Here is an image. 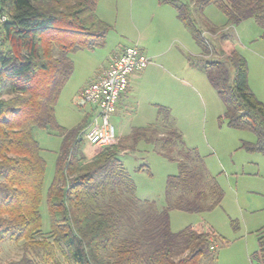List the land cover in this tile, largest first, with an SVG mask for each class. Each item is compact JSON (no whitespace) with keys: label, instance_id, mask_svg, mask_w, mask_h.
I'll use <instances>...</instances> for the list:
<instances>
[{"label":"trees","instance_id":"trees-1","mask_svg":"<svg viewBox=\"0 0 264 264\" xmlns=\"http://www.w3.org/2000/svg\"><path fill=\"white\" fill-rule=\"evenodd\" d=\"M204 53L209 43L196 24L194 11L214 3L225 14L226 27L253 18L264 38V0H162ZM98 0H0V234L21 242L27 254L7 264H55L61 255L73 264H204L214 244V230L187 227L173 232L170 209L204 212L224 196L195 149L186 148L168 107L158 105L154 123L88 156L84 130L91 115L72 128L56 119L61 91L74 71L70 54L105 43L112 26L97 14ZM224 27V28H226ZM212 34L219 28L209 27ZM218 51L223 60L204 62L209 82L225 103L230 127L255 133L249 151L264 153V103L251 91L248 64L227 35ZM35 129L61 138L53 181L47 191L50 230H42L40 212L46 161ZM140 139L161 144L179 171L166 184L167 206L136 197V186L120 158ZM179 144V157L173 152ZM93 147V146H92ZM32 253L34 257L28 256ZM254 257L264 264V237Z\"/></svg>","mask_w":264,"mask_h":264},{"label":"rangeland","instance_id":"rangeland-1","mask_svg":"<svg viewBox=\"0 0 264 264\" xmlns=\"http://www.w3.org/2000/svg\"><path fill=\"white\" fill-rule=\"evenodd\" d=\"M193 11L196 24L209 43L210 53L203 52L169 3L162 0H98L97 14L112 29L100 47L70 54L75 73L61 92L56 119L60 125L72 128L91 112L89 106L77 104L73 91L85 74L106 64L110 56L123 47L136 44L140 48L162 52L159 64L166 69L154 68L153 87L158 89V81L159 88H163V83L176 92L171 107L184 146L199 153L208 175L218 182L224 193L221 203L209 211L170 209L171 230L179 232L190 226L200 227L205 231L212 229L222 236L224 243L214 244L210 255L204 257V264H259L254 255L259 250V238L264 237V153L249 151L243 145L257 141L254 132L228 125L224 118L225 103L209 82L202 64L223 60L218 51L223 45L222 36L227 35L230 43L247 60L251 91L264 103L262 29L253 18L226 27V16L214 3ZM209 27L219 28V31L212 34ZM144 94H149V90L126 92L112 116L115 126L120 121L124 135L130 134L136 126L156 121V110L150 115L145 100L139 103ZM117 114L121 116L117 117ZM34 135L46 161L40 212L42 230L48 232L47 191L54 178L62 138L57 132L45 129H35ZM94 148H85L89 157L97 151ZM179 150L181 146L177 144L173 152L175 157H179ZM120 158L135 183L136 197L154 200L160 209L166 207L167 179L178 174V160L165 156L160 143L145 139H140L134 149L122 152ZM25 254L27 249L23 243L0 234V264L19 260ZM28 256L34 257L32 253ZM55 262L73 264L59 254L55 255Z\"/></svg>","mask_w":264,"mask_h":264},{"label":"built area","instance_id":"built-area-1","mask_svg":"<svg viewBox=\"0 0 264 264\" xmlns=\"http://www.w3.org/2000/svg\"><path fill=\"white\" fill-rule=\"evenodd\" d=\"M150 61L138 45L127 46L111 55L108 66L83 89L77 104L91 108V119L84 130V139L89 145L103 147L117 142L112 116L128 89L131 76L146 68Z\"/></svg>","mask_w":264,"mask_h":264},{"label":"crops","instance_id":"crops-1","mask_svg":"<svg viewBox=\"0 0 264 264\" xmlns=\"http://www.w3.org/2000/svg\"><path fill=\"white\" fill-rule=\"evenodd\" d=\"M125 48V47H123ZM122 48V49H123ZM121 49V50H122ZM144 53L150 58V63L148 64V66L146 68H144L142 71L140 72H137L135 74H133L130 78V82H129V86H128V89L126 92H129V91H134V90H137V89H142V91L148 89L149 90V94H144L142 97H140L139 99V103L142 101V100H145L144 102H146L147 106H149V113L150 115H152V113L154 112V110H156V115L158 117V109H157V106L158 105H162V106H166L170 109L171 111V116L173 118V124L174 126L178 129L177 127V124H176V119L173 115V112H172V107H171V102L173 100H175V96L177 95L175 91L171 90L170 88H168L166 85H164L163 83L162 84V87L163 88H159L158 84L159 82L157 81V84H156V88L153 87V83L152 82H155V79H156V76H154V68L156 67H163L164 69H166L163 65L159 64V58L161 57V55L163 54L162 52H158V51H154V50H151L147 47L146 48H141ZM120 50V51H121ZM111 57V56H110ZM73 59V58H72ZM109 59V58H108ZM110 60V59H109ZM109 60H107V63L100 65L99 67L97 68H92L87 74H85V76H83V78L81 79V81L78 83V85L76 86V88L74 89V94L75 96L77 97L78 99V96L81 94V92L83 91V89L91 82L93 81L99 74L100 72L106 68L109 64ZM154 60V61H153ZM75 70V68H74ZM74 71H73V74L71 75L70 79H72L73 75H74ZM69 79V80H70ZM69 82V81H68ZM67 82V83H68ZM67 85V84H66ZM65 85V86H66ZM143 86H145V89L143 88ZM65 88V87H64ZM63 88V89H64ZM63 91V90H62ZM61 91V92H62ZM125 92V93H126ZM158 92H160L159 96L158 97ZM124 93V94H125ZM62 94V93H61ZM60 94V95H61ZM123 94V95H124ZM142 95V94H141ZM140 95V96H141ZM123 97V96H122ZM122 97L120 98V101L118 103V107H117V110L119 108V105H120V102L122 100ZM144 105V103H143ZM116 110V112H117ZM120 111V110H119ZM115 112V113H116ZM121 116V114H117V117L118 116ZM157 120V118H156ZM154 123V122H153ZM148 124H151V123H148ZM146 124V125H148ZM62 125V124H61ZM146 125H143V126H146ZM116 132L117 130L119 131V134H117V137H123L125 136L123 133H122V126H121V123L120 121H117V124H116ZM136 127H139V126H136ZM68 128V127H66ZM179 130V129H178ZM180 131V130H179Z\"/></svg>","mask_w":264,"mask_h":264}]
</instances>
